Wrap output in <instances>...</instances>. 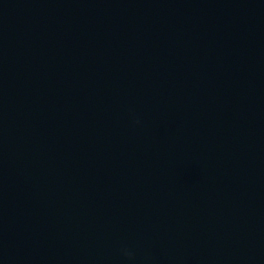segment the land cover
<instances>
[{"label":"water","instance_id":"95a60500","mask_svg":"<svg viewBox=\"0 0 264 264\" xmlns=\"http://www.w3.org/2000/svg\"><path fill=\"white\" fill-rule=\"evenodd\" d=\"M0 264H264V0H53L0 108Z\"/></svg>","mask_w":264,"mask_h":264}]
</instances>
